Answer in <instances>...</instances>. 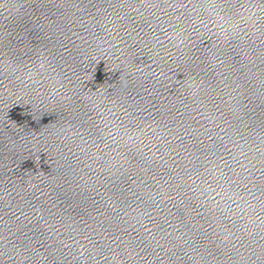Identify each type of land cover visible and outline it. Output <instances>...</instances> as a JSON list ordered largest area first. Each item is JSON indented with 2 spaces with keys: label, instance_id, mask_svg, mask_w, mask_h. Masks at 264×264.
Segmentation results:
<instances>
[{
  "label": "water",
  "instance_id": "95a60500",
  "mask_svg": "<svg viewBox=\"0 0 264 264\" xmlns=\"http://www.w3.org/2000/svg\"><path fill=\"white\" fill-rule=\"evenodd\" d=\"M0 264H264V0H0Z\"/></svg>",
  "mask_w": 264,
  "mask_h": 264
}]
</instances>
